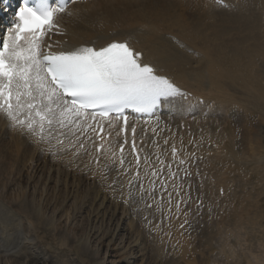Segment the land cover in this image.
I'll use <instances>...</instances> for the list:
<instances>
[{
	"label": "bare ground",
	"instance_id": "1",
	"mask_svg": "<svg viewBox=\"0 0 264 264\" xmlns=\"http://www.w3.org/2000/svg\"><path fill=\"white\" fill-rule=\"evenodd\" d=\"M230 1L232 10L225 11L212 0H89L71 5L57 17L64 34L54 37L60 42L56 49L68 50L82 45L98 48L131 34V46L142 52L145 62L192 94L188 103H172L171 115L194 110L189 119L195 131L200 125L219 136V142L225 139V147L214 157L222 168L235 166L226 184L236 183L237 203L220 223L206 221L193 234L198 245L192 251L194 264H264V1L254 0L248 6ZM195 98L204 99L210 115H204L205 108ZM240 109L246 116L238 117ZM173 117L148 127L149 134L158 131L159 146L165 151L166 139L170 144L185 143L170 125L176 121ZM227 119L229 126L224 123ZM257 122H262L260 128L254 127ZM115 141L113 133L111 147L119 157ZM146 142L152 164L141 161V181L130 192L132 177L122 176L114 190L110 185L117 171L105 167L112 163L110 156L101 157L94 166L90 155L54 154L55 147L13 127L0 113V155L23 156L18 172L9 176L0 163V264L43 261L38 246L47 233L74 238L72 247L79 264H185L182 248L176 257L169 258L164 252L160 232L180 233L178 226L195 219V204L204 197L192 185L180 214L174 201L165 202L162 209L171 210L172 216L169 230H162L156 222L159 207H150L155 220L145 216L143 207L151 204L152 193L146 191L141 199L139 184L150 189L151 169L157 167L156 145L150 139ZM126 159L135 164L127 152ZM116 164L119 167L118 159ZM243 173L250 175L246 182ZM21 182L29 189L17 190ZM172 184L169 192L174 198ZM79 191L84 196L72 200ZM187 229L188 225L183 231ZM253 240L260 246L257 253ZM53 248L62 251L65 247L62 243ZM45 260L54 264L52 258Z\"/></svg>",
	"mask_w": 264,
	"mask_h": 264
},
{
	"label": "snow or ice",
	"instance_id": "2",
	"mask_svg": "<svg viewBox=\"0 0 264 264\" xmlns=\"http://www.w3.org/2000/svg\"><path fill=\"white\" fill-rule=\"evenodd\" d=\"M68 2L63 0L53 7L49 0H24L17 12L18 22L6 37L0 38V113L13 127L55 147L54 154L71 151L74 157L90 155L96 164L101 157L110 156L112 163L105 167L117 171L110 187L115 190L122 176H131L128 181L131 192L135 182L141 181L142 149L136 144L135 126L131 127L129 145L127 111L152 115L163 101L185 98L188 94L144 61L142 52L131 46V34L128 39L113 40L98 48L82 45L53 51L54 45L48 41L50 35L61 34L56 17L66 12ZM8 5L9 0H0V9ZM54 43L57 48L60 46L59 41ZM113 133L116 137L123 136L119 157L111 147ZM164 144H168L167 139ZM125 145L131 149L134 165L126 159ZM170 151L178 166L188 163L179 159L182 149L175 144ZM143 160L149 163L147 156ZM157 160L161 168L151 169V176L159 179L162 192H167L168 182L160 179L167 167L168 180L173 181V191L179 196L172 164L166 165L159 155ZM155 183L150 181L148 190L139 184L141 199L146 191L155 193ZM130 199L134 197L130 195ZM171 200L169 192V204ZM181 202L187 203L177 200V211Z\"/></svg>",
	"mask_w": 264,
	"mask_h": 264
},
{
	"label": "rangeland",
	"instance_id": "3",
	"mask_svg": "<svg viewBox=\"0 0 264 264\" xmlns=\"http://www.w3.org/2000/svg\"><path fill=\"white\" fill-rule=\"evenodd\" d=\"M258 123H260L258 125ZM262 125V122H257L254 124L255 128H260ZM249 148V146H247ZM264 148V147H263ZM21 155V154H20ZM23 159V156H15L12 153H10V156H5V155H0V163L3 164L4 170L7 169L6 173H8L7 176H9V174L11 172H18V168H19V164L21 162V160ZM28 184L25 183H19L16 185V189L17 190H28L29 188L27 187ZM67 193L65 190H63L62 195L65 196ZM75 197L72 198V200H80L82 196H84V193L82 191H79L78 193L74 194ZM57 197V196H56ZM71 200V201H72ZM184 232V231H182ZM78 234H82L79 232ZM74 237H79V235H77V233H73ZM248 237V235H247ZM249 238V237H248ZM253 245L255 246V249L253 252L257 253L258 250H260V246L258 244H256L255 240L252 241ZM62 243L64 244L65 248H62V251H55V249L53 247H60L62 245ZM197 244V243H196ZM72 245H74V238H70V239H64L62 238L60 235H56L55 233H47L44 234L43 237V241H41L39 243V248L40 250H42V254L44 255V258L41 259L43 261L36 262L34 264H46V259H50L52 258L53 263L54 264H79L78 260V256L75 254L74 248L72 247ZM193 248V247H192ZM198 249V245L193 248V250H197ZM192 250V251H193ZM181 251V248H179V252ZM191 251V250H190ZM192 251L191 252H186L184 254V262L185 264H194L195 259L192 256ZM183 252V250H182ZM102 256L104 253V249L101 251ZM86 260L88 261L87 257L85 256ZM66 259H68L67 262ZM24 257H22V259L20 261H23ZM48 262V261H47ZM85 264V263H82Z\"/></svg>",
	"mask_w": 264,
	"mask_h": 264
}]
</instances>
